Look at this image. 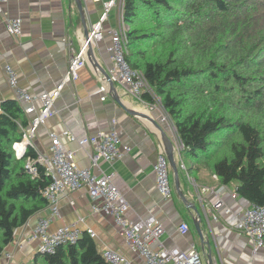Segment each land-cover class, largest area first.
Returning <instances> with one entry per match:
<instances>
[{"label": "crops", "instance_id": "obj_1", "mask_svg": "<svg viewBox=\"0 0 264 264\" xmlns=\"http://www.w3.org/2000/svg\"><path fill=\"white\" fill-rule=\"evenodd\" d=\"M104 1V0H103ZM75 0H5L0 2V104L7 99H16V91L9 85L6 67L10 66L16 75L17 86L32 95L50 90L66 75L70 50L77 51L84 43V28L90 31L103 11L102 0H80L85 15L83 25ZM118 7L108 12L101 36L92 41V53L97 67L93 66L86 51L85 64L78 75L64 84L54 103V112L40 124L33 137L37 152L48 151L51 140L49 133L58 135L61 144L75 153L74 161L79 167H90L87 153L89 146H79L75 140L63 135L68 130L75 137L108 131L115 128L121 140L130 149L121 158L110 162L99 161L98 167H90L95 174L111 172L113 182L128 202L124 216L136 219L150 211L164 226L159 241L164 247L186 250L193 244L202 252L198 233L188 209L174 189L171 173V196L164 198L156 188L153 165L156 156L164 152L161 131L147 118L157 121L174 148V157L180 160L177 150V136L169 118L159 105H153L132 95L120 83L114 82L110 89L102 70L108 73L113 61L108 51L110 37L106 29L118 26ZM19 16L21 33H8L5 17ZM85 26V27H84ZM107 85L105 98L98 92L101 85ZM117 97V100L114 98ZM25 103H21V107ZM36 106L38 100H34ZM156 104V103H155ZM180 188L188 200L199 209V227L209 241L207 253L212 264H263L261 254H253L251 241L234 229L235 215L250 202L236 192V181L220 183L207 169L199 168L193 174L178 169ZM204 188H209L202 190ZM212 189V191H210ZM221 201L222 206L213 205ZM93 199L88 189L63 191L58 199V213L50 220V232L59 226L73 222L82 229H92L97 248H110L134 258L118 227L110 216L92 213ZM212 206L211 208H209ZM228 208L229 212L225 209ZM44 208L14 231L12 241L4 246L0 264H34L38 252V241L27 237L40 216H49ZM186 223L187 232L181 233L179 225ZM192 224V227H191ZM204 261L207 262L206 255Z\"/></svg>", "mask_w": 264, "mask_h": 264}, {"label": "trees", "instance_id": "obj_2", "mask_svg": "<svg viewBox=\"0 0 264 264\" xmlns=\"http://www.w3.org/2000/svg\"><path fill=\"white\" fill-rule=\"evenodd\" d=\"M125 60L142 72L159 97L178 141V169L204 168L220 183L264 206V0H123ZM0 111V254L14 231L46 208L50 182L28 145L15 158L27 117L16 99ZM170 170V180H171ZM34 264H106L83 231L75 243L37 253Z\"/></svg>", "mask_w": 264, "mask_h": 264}, {"label": "built area", "instance_id": "obj_3", "mask_svg": "<svg viewBox=\"0 0 264 264\" xmlns=\"http://www.w3.org/2000/svg\"><path fill=\"white\" fill-rule=\"evenodd\" d=\"M0 2H5V0H0ZM102 5L103 11L98 20L92 24L88 39L92 42L101 36L109 10L111 7L117 6L118 26L106 29V33L110 37L108 51L113 61L108 71L110 80L113 83H120L127 91L138 98H141L140 95L143 91L153 93L142 72L131 68L125 60V32L127 26L122 20L123 0H102ZM0 13H3L1 6ZM21 22L22 20L19 16L5 17V27L8 33L18 36L21 33ZM86 51L87 40L85 39L77 51L70 50L68 67L63 79L55 87L39 95H32L19 88L14 70L10 66L6 67L9 85L16 91V100L20 104L25 103L22 108L28 120L26 127L23 128L22 138L12 143L15 158H20L28 145L33 146V137L37 127L54 112V103L58 99L64 84L71 78L77 77L79 69L85 64ZM107 89L106 84L100 86L98 92L103 94L101 99L105 98ZM34 100H38V106L34 104ZM149 104L150 107H152L151 104L161 107L157 96L155 101ZM62 134L71 140H75L79 146L90 147L87 156L90 161V167L96 169H99V161L110 162L121 158L130 149L129 145L121 140L120 134L115 128H111L108 131H97L94 134L82 137H75L68 130H64ZM49 137L51 143L48 151L37 152L35 160L27 159L25 163L27 171L32 175L37 173L35 162L40 163L50 177V182L43 189V195L47 200L46 208L49 210L50 215L38 217L27 237L28 241H38L37 248L39 253L52 252L57 245L62 243H75L83 231H86L92 237L94 236L92 229L83 230L76 222L59 226L52 232L48 230L50 220L58 213L57 204L61 192L75 191L86 187L90 197L93 199L90 205L91 212L110 216L118 227L126 245L135 255L134 258H131L117 250L103 248L100 252L106 264H202L203 252L198 250L193 244L186 250L176 247L168 248L161 245L159 238L164 232V226L150 211L144 216H137L133 220L126 218L124 214L129 205L125 196L114 184L113 174L111 172L95 174L90 167H79L74 161V151L65 148L56 133H49ZM177 143L179 152L182 144L178 139ZM180 165L184 168L182 162ZM153 170L157 190L162 197H170V166L165 152L157 154ZM206 189L209 188L202 190ZM236 195L237 193H232L231 196L234 198ZM221 206V201H217L213 205L214 208ZM225 211L229 212V209L226 208ZM235 219V231L250 239L252 253H260L264 264V206L250 203L248 207L235 215ZM187 229L186 223L179 225L181 233L187 232Z\"/></svg>", "mask_w": 264, "mask_h": 264}, {"label": "water", "instance_id": "obj_4", "mask_svg": "<svg viewBox=\"0 0 264 264\" xmlns=\"http://www.w3.org/2000/svg\"><path fill=\"white\" fill-rule=\"evenodd\" d=\"M77 8H78V12L81 18V21L83 23V25H85V15H84V11L81 7V3L80 0H75ZM85 27V26H84ZM84 34H85V39L87 40V52L89 53V61L93 66H98L97 63H95L94 61V56L92 53V42L91 40H89V31L84 28ZM102 73L105 77V82L108 83V86L110 89L113 88L114 83L110 80L109 78V74L107 72H105V70H102ZM117 100V97H114ZM147 118H149V120L151 122H153V124L161 131V139L163 142V146H164V152L166 154L169 166H170V170L172 172V176H173V181H174V189L177 193V195L180 197V199L182 200V202L186 205V207H188V209L193 210L195 216L192 218V221L194 223V228L196 230V232L198 233L199 239H200V244H201V249L203 252V255H206L207 258V262L206 264H212L211 262V255L207 253L208 250V246H209V241L205 239V236L203 235L200 227H199V222L201 220L200 217V212L199 209L196 207L195 203L188 200V198H186L184 192L182 191V189L180 188V179H179V175H178V167H177V162L175 160L174 157V148H173V144L171 142V140L169 139V137H166L165 133L162 131L161 126L159 125V123L153 119H151L149 116H147Z\"/></svg>", "mask_w": 264, "mask_h": 264}, {"label": "rangeland", "instance_id": "obj_5", "mask_svg": "<svg viewBox=\"0 0 264 264\" xmlns=\"http://www.w3.org/2000/svg\"><path fill=\"white\" fill-rule=\"evenodd\" d=\"M127 28V27H126ZM169 177H170V175H169ZM192 223H193V221H192ZM193 226H194V223H193ZM191 227H192V224H191ZM195 229V228H194ZM196 231V230H195ZM202 264H206V262L204 261V258H203V261H202Z\"/></svg>", "mask_w": 264, "mask_h": 264}, {"label": "bare ground", "instance_id": "obj_6", "mask_svg": "<svg viewBox=\"0 0 264 264\" xmlns=\"http://www.w3.org/2000/svg\"><path fill=\"white\" fill-rule=\"evenodd\" d=\"M125 23V22H124Z\"/></svg>", "mask_w": 264, "mask_h": 264}]
</instances>
